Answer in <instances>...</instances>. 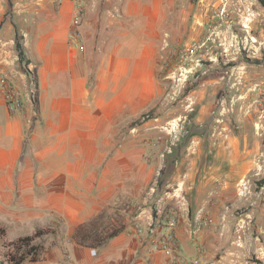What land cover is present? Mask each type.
<instances>
[{"label": "rangeland", "instance_id": "rangeland-1", "mask_svg": "<svg viewBox=\"0 0 264 264\" xmlns=\"http://www.w3.org/2000/svg\"><path fill=\"white\" fill-rule=\"evenodd\" d=\"M17 1L0 0V19L12 16ZM160 2L166 18L158 84L120 128L125 140L117 147L125 154L116 157L108 174L120 187L111 206L132 216L126 233L149 252L168 232L181 250V229L193 242L198 238L209 263H263L264 0ZM2 76L11 80L21 102L20 112H13L0 96L9 112L33 115L35 83L19 65L15 42L13 49L0 45ZM173 219L176 225L169 229ZM208 219L213 224L205 226ZM66 223L71 224L59 217L42 226L1 219L0 264L22 256L28 257L22 264H46L59 255L76 264ZM39 231L43 235L33 241L32 255L13 245Z\"/></svg>", "mask_w": 264, "mask_h": 264}, {"label": "crops", "instance_id": "crops-1", "mask_svg": "<svg viewBox=\"0 0 264 264\" xmlns=\"http://www.w3.org/2000/svg\"><path fill=\"white\" fill-rule=\"evenodd\" d=\"M38 1H17L12 16L0 19V45L13 49L16 30L23 37L39 100L33 115H13L0 98V220L42 226L59 217L71 222L64 230L72 239L80 224L102 213L106 224H123L98 248L73 240L76 264L209 263L198 238L193 242L181 229L179 256L149 252L126 233L132 216L111 206L120 187L108 174L125 154L117 147L125 140L120 128L157 88L164 6L160 0H87L76 19L70 1ZM72 32L83 36L81 47L69 43ZM62 260L46 264H66Z\"/></svg>", "mask_w": 264, "mask_h": 264}, {"label": "trees", "instance_id": "trees-1", "mask_svg": "<svg viewBox=\"0 0 264 264\" xmlns=\"http://www.w3.org/2000/svg\"><path fill=\"white\" fill-rule=\"evenodd\" d=\"M1 25L2 23H0V27ZM14 42H15V50L18 55L19 65L21 66L22 71L25 74H27L30 78H32L35 83L36 91L33 101L35 104L36 111H39V100L37 96V91H38L37 73L35 69L33 70L29 69L30 61L27 59L26 48L23 44V37L17 32V30L15 32ZM103 217L104 215L102 213L97 215L91 221L80 224L73 235V240L77 244L85 247L98 248L101 247L108 239L117 236L120 232L123 231V227H124L123 224L118 226L115 223L111 225L110 223L106 224L103 220ZM41 235H43V232L39 231L34 236L19 238L14 242L13 245H15V248L18 251L27 249V255H32L35 252V248L32 245L33 241L37 237H40ZM27 259H28L27 256H22L18 259L13 258L12 262L14 264H22ZM35 259L36 258H33V261H36Z\"/></svg>", "mask_w": 264, "mask_h": 264}, {"label": "built area", "instance_id": "built-area-1", "mask_svg": "<svg viewBox=\"0 0 264 264\" xmlns=\"http://www.w3.org/2000/svg\"><path fill=\"white\" fill-rule=\"evenodd\" d=\"M56 2L70 1L73 5V15L76 19L82 18L85 13L87 0H51ZM84 38L78 32H72L69 35V43L76 47H81L83 45ZM0 96H4L7 101V105L10 111L20 112L21 102L18 96V92L11 80L7 76H2L0 78ZM213 224V220L208 219L205 222V226H210ZM176 221L170 220L169 229L175 227ZM153 252L166 253L172 256L180 255V248L175 244L170 236L169 232L164 234L160 239L152 244Z\"/></svg>", "mask_w": 264, "mask_h": 264}]
</instances>
